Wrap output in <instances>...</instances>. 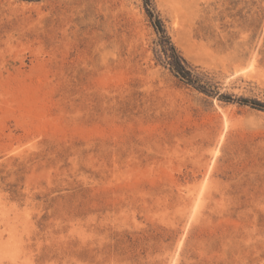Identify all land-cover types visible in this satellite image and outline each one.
Segmentation results:
<instances>
[{
	"label": "rangeland",
	"instance_id": "obj_1",
	"mask_svg": "<svg viewBox=\"0 0 264 264\" xmlns=\"http://www.w3.org/2000/svg\"><path fill=\"white\" fill-rule=\"evenodd\" d=\"M240 99L264 104V0H0V264H264Z\"/></svg>",
	"mask_w": 264,
	"mask_h": 264
},
{
	"label": "trees",
	"instance_id": "obj_2",
	"mask_svg": "<svg viewBox=\"0 0 264 264\" xmlns=\"http://www.w3.org/2000/svg\"><path fill=\"white\" fill-rule=\"evenodd\" d=\"M147 15L150 18L151 24L155 32L160 36L159 46L161 47L162 59L164 63L169 67L170 72L186 84L191 86L195 85L194 76L192 75L191 69L188 67L187 63L176 53L173 46H171L169 39L166 37L163 30V25L161 21L153 16L147 11ZM241 104L250 106L252 109H256L264 112V104L257 101H249L245 99H240Z\"/></svg>",
	"mask_w": 264,
	"mask_h": 264
}]
</instances>
